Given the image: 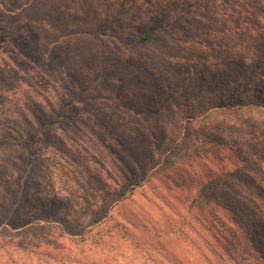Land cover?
I'll return each mask as SVG.
<instances>
[{"label":"rangeland","instance_id":"374dc122","mask_svg":"<svg viewBox=\"0 0 264 264\" xmlns=\"http://www.w3.org/2000/svg\"><path fill=\"white\" fill-rule=\"evenodd\" d=\"M179 1L0 0V264L249 263L216 203L264 212V168L207 188L264 164V109L205 112L181 146L173 122L184 89H264V0Z\"/></svg>","mask_w":264,"mask_h":264},{"label":"trees","instance_id":"16d2710c","mask_svg":"<svg viewBox=\"0 0 264 264\" xmlns=\"http://www.w3.org/2000/svg\"><path fill=\"white\" fill-rule=\"evenodd\" d=\"M207 0H188L187 2H178V11L183 13L194 10L202 6ZM174 15H171L173 20ZM168 21V22H170ZM155 33H148L143 35V39H151ZM226 75L218 76L217 79H224ZM251 75H237L236 82L229 85L225 90H212L203 91L199 87V95L191 93L187 89H184L182 95L177 98L175 119L173 124H176L177 119L182 122L180 129L175 133L176 143L178 146L182 145L189 137V129L194 120L201 115H205L207 112L216 111H253V109H264V89L254 87L247 83L251 78ZM216 80V79H215ZM217 82V80L215 81ZM206 112V113H205ZM67 111H62L58 118L48 121L49 125H58L68 120ZM238 152V151H237ZM245 152V151H243ZM240 159H233L230 161L232 168H229L226 173V180L221 181L219 178L221 175H217L214 179H219L217 182L212 183L207 189L211 191L220 190L223 186L228 187L232 181L236 180L241 182L240 178H250L248 173L250 171L262 170L264 164L259 162L258 156L251 153H239ZM245 174V175H244ZM230 180V181H228ZM251 181L253 179L250 178ZM232 188V187H231ZM230 188V189H231ZM250 189V187H248ZM252 189V188H251ZM253 190V189H252ZM237 194V191H235ZM230 201L224 205L216 203L217 207L224 208L226 211L235 214L238 218L236 226L246 231L245 236L236 241L225 245V252L230 258L240 260V263L249 262L248 264H264V212L260 213V206L257 202L252 201L249 198L243 200L231 197ZM257 210H253V208ZM215 255V263L224 260L220 257L218 251L213 249ZM220 255V256H219Z\"/></svg>","mask_w":264,"mask_h":264}]
</instances>
